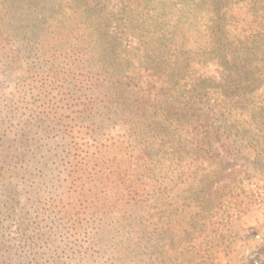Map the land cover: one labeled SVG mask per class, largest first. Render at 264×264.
Instances as JSON below:
<instances>
[{"label": "trees", "instance_id": "trees-1", "mask_svg": "<svg viewBox=\"0 0 264 264\" xmlns=\"http://www.w3.org/2000/svg\"><path fill=\"white\" fill-rule=\"evenodd\" d=\"M0 65V264H252L264 0H0Z\"/></svg>", "mask_w": 264, "mask_h": 264}, {"label": "rangeland", "instance_id": "rangeland-1", "mask_svg": "<svg viewBox=\"0 0 264 264\" xmlns=\"http://www.w3.org/2000/svg\"><path fill=\"white\" fill-rule=\"evenodd\" d=\"M24 66L19 67H13L8 68L4 65V67H1L0 65V77L2 76H8L9 80L12 81L14 78H16L18 75H23L24 73ZM4 85H0V89L3 88ZM222 164H223V172L220 179V184L227 183L230 180H233L234 178H240L245 175V173L248 171V168L246 166V163L243 161H240L239 159H235L232 157H222ZM249 240L256 242L257 244H260L261 247L258 249H255L250 254V261L252 264H264V233L261 232L258 235H251L248 236ZM249 248L244 250V253H250Z\"/></svg>", "mask_w": 264, "mask_h": 264}]
</instances>
